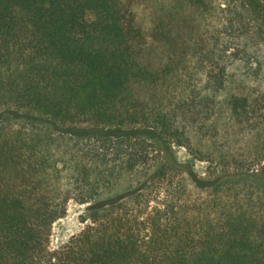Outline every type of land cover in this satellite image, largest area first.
<instances>
[{"label":"trees","instance_id":"trees-1","mask_svg":"<svg viewBox=\"0 0 264 264\" xmlns=\"http://www.w3.org/2000/svg\"><path fill=\"white\" fill-rule=\"evenodd\" d=\"M0 264H264V0H0Z\"/></svg>","mask_w":264,"mask_h":264},{"label":"rangeland","instance_id":"rangeland-1","mask_svg":"<svg viewBox=\"0 0 264 264\" xmlns=\"http://www.w3.org/2000/svg\"><path fill=\"white\" fill-rule=\"evenodd\" d=\"M234 58L229 60L231 63L229 67V74L237 75V63H233ZM222 116H226L228 110L226 107H222ZM182 158H188V154L185 150L180 151ZM87 205H81L75 201H71L68 204L66 216L63 219L57 221L52 229V235L50 238V244L52 247H56L69 239V237L83 228V224L80 222V216L86 211Z\"/></svg>","mask_w":264,"mask_h":264}]
</instances>
